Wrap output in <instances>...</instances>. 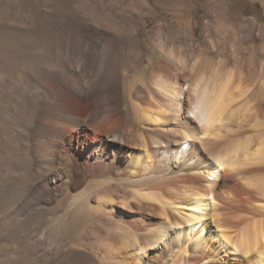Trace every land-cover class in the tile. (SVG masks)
<instances>
[{
    "label": "bare ground",
    "instance_id": "6f19581e",
    "mask_svg": "<svg viewBox=\"0 0 264 264\" xmlns=\"http://www.w3.org/2000/svg\"><path fill=\"white\" fill-rule=\"evenodd\" d=\"M135 41L50 46L39 80L0 45V264L53 224L61 264H264V64Z\"/></svg>",
    "mask_w": 264,
    "mask_h": 264
},
{
    "label": "rangeland",
    "instance_id": "374dc122",
    "mask_svg": "<svg viewBox=\"0 0 264 264\" xmlns=\"http://www.w3.org/2000/svg\"><path fill=\"white\" fill-rule=\"evenodd\" d=\"M162 3L161 0H0V45H11L17 62L26 58L30 68L19 73L26 71L33 79H41V65L50 46L81 45L88 41L97 45L104 36L125 48L133 37L140 45L163 44L185 52L201 50L211 57L234 51L233 54L249 56L246 61L252 64L249 67L264 64V9L259 1L186 0L192 11L185 21L179 14L178 4ZM208 22L211 26L204 29ZM157 56L152 49L149 60L138 68L139 75L144 74L149 62ZM31 91L24 93L31 94ZM7 104L21 109L17 102ZM3 119L0 126H7ZM29 173L30 169L23 176ZM38 215L46 216V213ZM53 225L29 258L30 264H61L59 259L65 254V244L80 241L78 235L63 238L61 227ZM30 242L33 241H27Z\"/></svg>",
    "mask_w": 264,
    "mask_h": 264
}]
</instances>
